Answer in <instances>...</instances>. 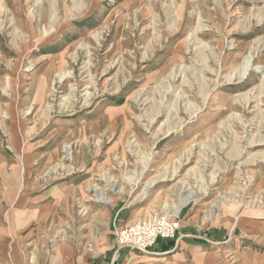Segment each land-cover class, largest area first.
Wrapping results in <instances>:
<instances>
[{
    "label": "rangeland",
    "instance_id": "obj_1",
    "mask_svg": "<svg viewBox=\"0 0 264 264\" xmlns=\"http://www.w3.org/2000/svg\"><path fill=\"white\" fill-rule=\"evenodd\" d=\"M259 139L264 0H0V264H264Z\"/></svg>",
    "mask_w": 264,
    "mask_h": 264
},
{
    "label": "built area",
    "instance_id": "obj_2",
    "mask_svg": "<svg viewBox=\"0 0 264 264\" xmlns=\"http://www.w3.org/2000/svg\"><path fill=\"white\" fill-rule=\"evenodd\" d=\"M180 228L179 217L169 213L159 214L154 219L139 218L125 228L116 229V243L119 249L131 247L147 251L161 239L174 238Z\"/></svg>",
    "mask_w": 264,
    "mask_h": 264
},
{
    "label": "bare ground",
    "instance_id": "obj_3",
    "mask_svg": "<svg viewBox=\"0 0 264 264\" xmlns=\"http://www.w3.org/2000/svg\"><path fill=\"white\" fill-rule=\"evenodd\" d=\"M101 34V32H98V33H96L94 36L96 37V39L97 40H99L100 39V35ZM243 76H241L240 78H242ZM260 140V143H258L257 145H260V144H263V140L264 139H259ZM255 141L256 140H252L251 142H250V144H254L255 143ZM242 151L243 150H240V151H238L237 152V154H235L234 156H240L241 154H242ZM254 158H256V156H258V157H260V160L262 159V160H264V152H260V153H257V154H254V155H252ZM188 159H189V157H187V158H185V160H183V161H188ZM183 161H181L180 163H183ZM249 161V160H248ZM202 162H203V160H202ZM186 163V162H185ZM149 165V161H144V163H143V168L138 172V176H141L142 174H143V171H144V169H146V167ZM182 165V164H181ZM199 165V164H198ZM200 168V166L198 167V169ZM217 169H219L218 167H216ZM176 169V168H175ZM178 169V168H177ZM177 169L175 170V171H171V173L170 174H167L168 173V171L166 172V171H163V172H161V173H159V174H156V176L153 178V179H150L149 181H147L146 182V187H147V189H146V191L148 192L149 191V189L155 184V183H158L159 181H163V180H165L166 179V177L168 178L169 176H171V177H173V176H176V172H177ZM196 168L194 167V169H192L191 171H193V170H195ZM215 169V168H214ZM216 170V169H215ZM213 170L212 172H211V174H210V177H211V181H214V179L216 178V176H217V172L216 171H218V170ZM190 171V174H192V172ZM197 172H193V174H195V175H197L196 174ZM203 176V175H202ZM201 176V177H202ZM133 178V177H132ZM194 178H196V177H194ZM173 178H171V180H172ZM203 179L204 178H197V181L196 182H198V183H201L202 181H203ZM180 182H182V183H185V181H180ZM202 183H204V182H202ZM205 184V183H204ZM204 184H202V186H201V189L203 188V185ZM205 186V185H204ZM181 188H183V191L184 192H189L190 191V188H187V185H184L183 187L181 186ZM205 188V187H204ZM203 188V189H204ZM192 193L193 192H189L188 193V195H187V197H186V200H188L189 198H191L192 197ZM108 198L110 199L109 201H107V202H111L112 201V196L111 195H108Z\"/></svg>",
    "mask_w": 264,
    "mask_h": 264
},
{
    "label": "crops",
    "instance_id": "obj_4",
    "mask_svg": "<svg viewBox=\"0 0 264 264\" xmlns=\"http://www.w3.org/2000/svg\"><path fill=\"white\" fill-rule=\"evenodd\" d=\"M184 243V242H183ZM182 243V244H183ZM166 244V242L165 241H161V240H159L158 241V243L156 244V245H154V248L152 249V250H154V251H157V248H159L160 246H163V245H165ZM182 244H181V246H182ZM184 248H185V246H182V250H184ZM159 251V250H158ZM128 251H126L125 253H127ZM177 254H179V252H177ZM177 254H175L174 256L177 258ZM98 262L97 261H93L92 262V264H97Z\"/></svg>",
    "mask_w": 264,
    "mask_h": 264
}]
</instances>
